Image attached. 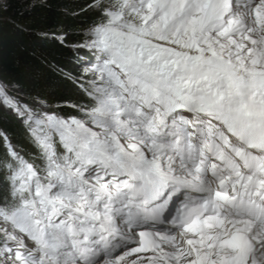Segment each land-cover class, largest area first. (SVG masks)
Masks as SVG:
<instances>
[{"label":"snow or ice","instance_id":"6c2138e0","mask_svg":"<svg viewBox=\"0 0 264 264\" xmlns=\"http://www.w3.org/2000/svg\"><path fill=\"white\" fill-rule=\"evenodd\" d=\"M50 6L0 0V49L8 25L69 53L31 54L57 102L0 58V264H264V0H76L51 34L16 18Z\"/></svg>","mask_w":264,"mask_h":264},{"label":"trees","instance_id":"16d2710c","mask_svg":"<svg viewBox=\"0 0 264 264\" xmlns=\"http://www.w3.org/2000/svg\"><path fill=\"white\" fill-rule=\"evenodd\" d=\"M75 2L76 0H51L50 7L37 8L22 18H16L21 23L35 29L37 33L51 34L61 30L71 32L76 21L67 14V9L73 7ZM15 12L14 7L9 15H14ZM2 41L0 58L3 59L8 70L24 77L33 90L46 94L53 102L67 98L68 88L49 72L44 64L34 61L31 55L35 53L37 57H43L47 63L52 65H66L69 61L66 48L51 39H38L17 33L8 25H5L3 29ZM15 56L21 59L19 68H14L11 63ZM4 127L16 133L15 138L18 143H24L23 134L15 121L9 119Z\"/></svg>","mask_w":264,"mask_h":264}]
</instances>
